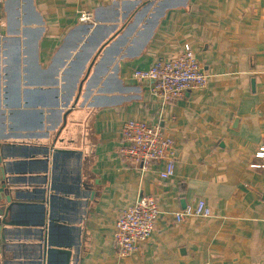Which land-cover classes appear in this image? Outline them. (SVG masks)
Masks as SVG:
<instances>
[{
	"label": "crops",
	"instance_id": "obj_1",
	"mask_svg": "<svg viewBox=\"0 0 264 264\" xmlns=\"http://www.w3.org/2000/svg\"><path fill=\"white\" fill-rule=\"evenodd\" d=\"M0 20V189L13 181L0 219L17 250L32 249L47 170L70 264H264V169L249 167L264 144V0H0ZM184 44L207 85L162 102L133 73ZM128 120L172 138L171 177L121 156ZM146 195L155 228L120 260L116 218ZM199 199L212 216L176 222Z\"/></svg>",
	"mask_w": 264,
	"mask_h": 264
},
{
	"label": "built area",
	"instance_id": "obj_2",
	"mask_svg": "<svg viewBox=\"0 0 264 264\" xmlns=\"http://www.w3.org/2000/svg\"><path fill=\"white\" fill-rule=\"evenodd\" d=\"M90 17L89 13H82L80 19ZM133 76L136 80L149 82L150 94L162 102L181 99L189 90L203 89L208 81V75L188 44H184L174 58L156 60L145 70H135ZM121 137L120 154L123 158L141 169L154 163L163 164L159 172L161 179L174 174V142L159 126L128 120L122 126ZM253 160L249 165L251 169H264V144L256 148ZM159 214L157 199L152 195L142 196L118 214L113 234L116 258L130 257L149 239ZM191 216L210 218L212 212L204 200L199 199L193 207L175 213L174 217L176 222H182Z\"/></svg>",
	"mask_w": 264,
	"mask_h": 264
},
{
	"label": "water",
	"instance_id": "obj_3",
	"mask_svg": "<svg viewBox=\"0 0 264 264\" xmlns=\"http://www.w3.org/2000/svg\"><path fill=\"white\" fill-rule=\"evenodd\" d=\"M46 172L47 170H44L45 175L34 189L37 194L35 198L39 201V204L36 205L40 211L38 220L27 230H24L29 236H32L33 242L29 244L32 246V251L21 253L17 250L16 244L12 241L14 238L10 231L4 227L7 222L0 219V264H70L77 261L78 243L67 244L61 236L57 235V230L61 227L60 218H57L51 211V206L56 200L55 186L52 183L47 184ZM6 183L7 185L5 183L1 185L0 192L5 193L4 200L10 203V190L13 188V181L7 179ZM4 212L5 204H2L0 205V217L4 215ZM17 233L20 235V232Z\"/></svg>",
	"mask_w": 264,
	"mask_h": 264
}]
</instances>
